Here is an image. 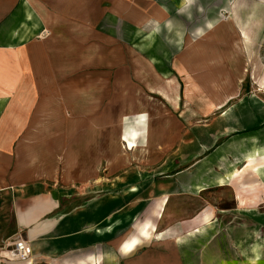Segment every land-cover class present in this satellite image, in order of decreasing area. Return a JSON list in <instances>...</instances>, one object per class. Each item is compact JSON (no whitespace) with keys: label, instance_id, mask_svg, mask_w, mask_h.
<instances>
[{"label":"crops","instance_id":"crops-1","mask_svg":"<svg viewBox=\"0 0 264 264\" xmlns=\"http://www.w3.org/2000/svg\"><path fill=\"white\" fill-rule=\"evenodd\" d=\"M30 1L32 9L25 12L32 20L30 31L38 33L45 28L47 33L35 39H23V2L27 0H0V195L10 190L13 205L24 221L21 223L37 225L40 220L47 221L60 206L61 201L53 197L59 186L53 181L69 177L67 167L61 175L58 168L55 170L59 160L55 157H59L72 128L70 103L77 101V111L85 120L90 115L86 114L96 113L101 93L86 90L84 84L70 92L69 76L65 79L64 75L62 78L55 74L52 41L48 37L53 22L56 24L54 18H64L59 13L69 12H63L70 7L69 2L81 0H52L51 3L61 5L59 11L38 2L49 0ZM174 1L181 8L175 15L178 24L167 28L165 23V30L172 29L177 46L180 41L183 43L185 34L179 16H189L197 10L188 9L197 0ZM237 2L236 9H229L227 20L219 24L208 21L189 30V42L179 65H174V87L179 92L174 103L180 108L172 143L160 141L167 128L166 122L160 120L156 123L157 140L150 141L147 133V139L138 142L143 149L151 147L141 157L133 149L121 148V136L114 137L116 149L107 158L112 163L106 169L107 176L94 174L90 197L72 199L77 201L73 212L70 199L63 198L61 205L67 203L69 207L59 217L60 223L53 224L62 234L41 240L54 243L58 237L61 247L88 248L53 263V250H38V240L29 236V263L24 264H39V258H45L41 264H116L118 251L103 248L102 244L113 241L114 229L137 219L141 222L122 243V254H132L143 240L208 225L215 208L253 211L252 216L264 208V0ZM161 7L162 10L151 8L150 12L148 8L147 12L158 22L167 15V7ZM150 89L147 86L148 91L138 98L140 105L134 101L137 97L131 90L133 100L125 103L129 111L164 110L165 96L158 92L153 97ZM125 117L116 115L122 128ZM92 126L97 131L98 126ZM256 148L263 149L252 153ZM98 153L102 155L101 151ZM37 154L41 157L35 159ZM203 209L206 211L199 212ZM184 238H176L175 243H183ZM245 241V235L232 240ZM252 241L249 249L228 244V249L220 252L219 263L264 264L263 236H255ZM146 256L127 264H145Z\"/></svg>","mask_w":264,"mask_h":264},{"label":"rangeland","instance_id":"rangeland-1","mask_svg":"<svg viewBox=\"0 0 264 264\" xmlns=\"http://www.w3.org/2000/svg\"><path fill=\"white\" fill-rule=\"evenodd\" d=\"M51 1L38 2L41 5L44 4L43 6H53V9L56 8L59 11L61 5L56 2L51 3ZM176 4L174 0L150 2L81 0L78 3L70 1V7H65L63 10V12L69 10L67 15L59 13L64 18L59 19L57 16L54 18L56 24L53 22L48 37L52 41L55 74L59 77L64 75V78L69 76L70 92H76L78 84H84L86 90L100 92L101 103L100 106H96V113L86 114V116L90 115L85 120H82L83 114H79L77 111V101L74 100L70 103L69 116L72 128L69 131L66 145H63V148L59 150V157H55L59 159L55 164V170L58 168V174L61 175L63 168L67 167L69 177L57 178L56 181H53L59 186L56 187L53 197L61 203L53 211L54 213H50L47 221L40 220L37 225L22 224L23 220L18 216L19 210L15 209L12 195L8 192L10 190L2 192L3 194L0 195V264H24L28 259L27 256L20 254L21 256L18 257L13 252L19 247L21 251L27 249L26 255H28V239L30 237L38 240V250H53V263L60 262L63 257L71 258L73 255L81 254L80 252L88 248L67 249L65 246L61 247L58 237H55L54 243L41 242V240L48 238L51 234H62L58 226L55 228L53 224L60 223L59 217L67 211V207L73 208L72 212L75 210L77 198L90 197L88 194L94 185L93 176L95 173H100L101 175L98 176L102 178L107 176L106 169L108 165L112 164L107 161V158H110L116 149L114 137L121 136L123 131L120 123L118 124L116 115L127 116L129 119L140 115L139 108L132 112L127 107L129 105H125L127 102L130 104L133 100L131 90H133L134 97H137L134 98V101L138 105L141 103V99L138 98L142 92L148 91L147 86L152 88L149 92L151 96L155 97L158 92H161L163 97L165 96L163 99L165 106L161 113L150 111L149 114H144L149 128L147 133L150 141L157 140L156 123L160 120L165 121L167 127L165 136L160 141L166 144L172 143L174 122L180 108L179 104L176 107L174 103L176 97L179 96V92L174 87V65L180 60L181 54L189 42V30L193 26L204 25L208 21L219 24L222 20H227L229 9H236L238 2L237 0H197L192 5L190 4L189 10H197L192 12L193 14L190 13L189 16H179L180 25L185 34L183 43L180 41L177 46L174 42L175 34L172 29L165 30V23L170 26L178 24H176L175 15L181 8L179 4L178 6ZM30 5L31 1L23 2V39L25 37L35 39L47 34L43 31L45 28H42L38 33H34L33 29L30 31L33 25L32 20L28 18L30 17L27 16L28 13H25L30 9ZM161 5L167 7L165 10L167 15L158 22L147 12L148 8L149 12L154 7L161 9ZM152 28L154 29L152 30ZM46 31L48 30L46 29ZM83 79L84 81L80 82ZM149 107L152 106L149 104ZM94 123L98 126L97 131L92 126ZM162 145L160 147L163 149ZM78 146H82L81 149ZM100 151L102 155L99 156L98 152ZM40 157V154L39 156L35 155V159ZM37 165L41 166L42 163L38 162ZM118 167H120L119 164ZM40 179L45 180L46 178ZM63 198L70 199L69 206L67 203L64 206L61 205L64 201ZM204 211L206 210L203 209L199 212ZM252 212L215 208L213 211L211 210L208 225L201 224L182 233L174 231L167 235H160L157 239L143 240L132 254H122V243L134 233L136 226L141 222L138 221L140 219H137L126 226L114 229L113 236L115 238L113 241L102 245L103 248H112L118 251L117 257L114 258L116 264H127L129 261L147 254L148 256L144 258L145 264H220L219 261L222 260L220 252L226 251L229 247L228 244L231 247L243 245L245 249H249L253 245V241L250 242V240H253L255 236L264 238V208L257 210L255 216L250 215ZM141 215L142 213L139 214V217ZM53 228L55 229L52 230ZM243 235L246 238L244 243L232 242ZM176 238H184V242L175 243ZM231 247L230 250H232ZM179 251H181V255ZM208 251L209 254H207ZM211 253L220 255L211 257ZM207 255L210 256L207 257ZM44 260L45 258H39V264Z\"/></svg>","mask_w":264,"mask_h":264},{"label":"bare ground","instance_id":"bare-ground-1","mask_svg":"<svg viewBox=\"0 0 264 264\" xmlns=\"http://www.w3.org/2000/svg\"><path fill=\"white\" fill-rule=\"evenodd\" d=\"M190 0H182L181 2H187L189 3ZM31 8V7H30ZM239 10V9H238ZM255 17V16H254ZM233 19V17H231ZM252 20V19H251ZM251 22V21H250ZM249 23V22H248ZM256 23V22H255ZM254 23V24H255ZM167 28L172 27L169 24H166ZM252 27V26H251ZM249 28V27H248ZM210 29V28H209ZM243 30V29H242ZM248 31V29H247ZM153 32V31H152ZM245 32V31H244ZM246 33V32H245ZM247 34V33H246ZM248 35V34H247ZM241 36V35H240ZM248 37V36H247ZM248 40V39H247ZM146 44V43H145ZM153 65V64H152ZM163 76V75H162ZM165 77V76H164ZM166 78V77H165ZM167 79V78H166ZM172 79V78H171ZM174 79V78H173ZM162 83V82H161ZM169 83V82H168ZM172 84V83H170ZM175 84V83H174ZM154 92V91H153ZM158 95V93L156 94ZM160 96V95H159ZM232 99V98H231ZM169 100V98H168ZM171 100V99H170ZM171 106V105H169ZM210 106L212 107V104H210ZM214 106V105H213ZM177 107V106H176ZM222 107V106H221ZM188 108V107H187ZM216 111V110H215ZM214 111V112H215ZM147 123H146V117L144 113H140V115H138L135 118L129 119L128 117H125V120L123 122V131L121 134V141H122V149H133L135 151V153L137 152L138 156H142L144 154L148 153V148L151 149V147H147L145 149H143L141 146H138V142L140 140L147 139ZM140 147V148H139ZM263 148H256L254 150H252V153H257V151L262 150ZM134 153V158H136ZM205 215V214H204ZM205 219H207V216H204ZM27 250V249H26ZM26 250L21 251L19 247H17V249H14V255L15 256H21L20 254H23L26 256ZM25 253V254H24ZM13 257V255H12ZM26 261L29 263V259H26Z\"/></svg>","mask_w":264,"mask_h":264}]
</instances>
